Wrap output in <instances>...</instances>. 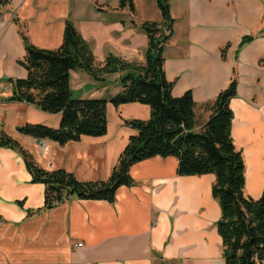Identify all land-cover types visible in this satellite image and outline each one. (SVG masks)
<instances>
[{"label":"crops","instance_id":"0c3cea01","mask_svg":"<svg viewBox=\"0 0 264 264\" xmlns=\"http://www.w3.org/2000/svg\"><path fill=\"white\" fill-rule=\"evenodd\" d=\"M153 2L155 17L143 19L161 23ZM168 2L173 23L162 56L171 94L191 92L198 131L211 113L206 104L236 79L231 137L244 162L243 192L258 199L264 187V0ZM133 3L134 14L119 0H8L0 6V132L42 168H62L81 181L107 179L135 132L124 121L148 119L150 107L108 102L104 135L63 145L43 139L41 151L38 140L17 127H57L60 115L11 99L8 79L27 75L18 62L25 55L21 33L38 47L54 49L70 20L96 64L108 54L140 59L147 37L141 42ZM245 36L250 40L241 44ZM119 76L105 74L99 83L77 68L69 71V86L81 98H108L121 89ZM177 164L174 156L158 155L135 162L129 169L133 184L118 187L114 202L71 197L43 209L44 185L32 181L18 150L0 145V264H224L214 175H178Z\"/></svg>","mask_w":264,"mask_h":264},{"label":"trees","instance_id":"16d2710c","mask_svg":"<svg viewBox=\"0 0 264 264\" xmlns=\"http://www.w3.org/2000/svg\"><path fill=\"white\" fill-rule=\"evenodd\" d=\"M169 0H156L162 22L144 21L140 28L147 37L144 64L108 54L103 64L95 63L93 52L70 20L65 22L61 43L54 49L38 47L21 33L25 49L19 60L27 71L25 78L8 79L12 83L11 99L23 100L43 111L60 115L57 127L42 123H25L17 130L39 140L61 145L78 141L82 136H101L107 131V103L119 106L138 102L150 107L148 119H126L135 132L121 151L110 175L104 180L81 181L65 169H44L19 143L0 132V145L20 152L32 181L44 185L43 209L69 200L97 199L115 201L118 187L130 186L132 164L153 156L178 159V175L213 174L212 196L218 202L220 216L216 221L222 243L224 264H264V187L258 199L243 192L244 162L233 144L229 106L236 95V79L220 90L206 107L211 113L200 130L195 129V102L191 92L171 94V82L163 70V45L172 32L173 18ZM8 0H0V6ZM134 14L133 0H119ZM250 40L245 36L241 44ZM87 71L103 83L104 75L118 72L121 89L108 98L73 97L69 71Z\"/></svg>","mask_w":264,"mask_h":264},{"label":"rangeland","instance_id":"374dc122","mask_svg":"<svg viewBox=\"0 0 264 264\" xmlns=\"http://www.w3.org/2000/svg\"><path fill=\"white\" fill-rule=\"evenodd\" d=\"M135 1H136V4H137V7H138V10L136 12V16H138L141 19V23L146 21L143 18H154L155 17L154 13H157L158 10H157L154 2H153L154 0H134V2ZM157 17H159L158 14H157ZM139 30L141 31L140 40L142 42V37L144 36V39L146 40V35H145L144 31L141 30V28H139ZM135 41H136V39H135ZM143 51H144V49H143ZM132 61L136 62V63H139V64H144V62H145L143 55H141L140 59H136L135 58ZM116 83H117V86L120 87L119 79L117 80ZM72 96L73 97H78V96L75 95V93H73Z\"/></svg>","mask_w":264,"mask_h":264},{"label":"built area","instance_id":"2783aa9c","mask_svg":"<svg viewBox=\"0 0 264 264\" xmlns=\"http://www.w3.org/2000/svg\"><path fill=\"white\" fill-rule=\"evenodd\" d=\"M38 146H39V148H40L41 151L46 148L43 140H39L38 141Z\"/></svg>","mask_w":264,"mask_h":264}]
</instances>
